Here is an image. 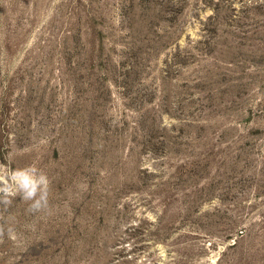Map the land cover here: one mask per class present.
Wrapping results in <instances>:
<instances>
[{"label": "rangeland", "instance_id": "obj_1", "mask_svg": "<svg viewBox=\"0 0 264 264\" xmlns=\"http://www.w3.org/2000/svg\"><path fill=\"white\" fill-rule=\"evenodd\" d=\"M0 264H264V0H0Z\"/></svg>", "mask_w": 264, "mask_h": 264}, {"label": "clouds", "instance_id": "obj_2", "mask_svg": "<svg viewBox=\"0 0 264 264\" xmlns=\"http://www.w3.org/2000/svg\"><path fill=\"white\" fill-rule=\"evenodd\" d=\"M29 194H31V193H29Z\"/></svg>", "mask_w": 264, "mask_h": 264}]
</instances>
